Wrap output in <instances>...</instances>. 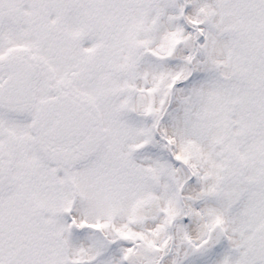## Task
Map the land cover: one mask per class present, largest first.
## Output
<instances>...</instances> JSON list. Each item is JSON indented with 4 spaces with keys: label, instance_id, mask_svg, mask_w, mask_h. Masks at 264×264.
<instances>
[{
    "label": "snow or ice",
    "instance_id": "1",
    "mask_svg": "<svg viewBox=\"0 0 264 264\" xmlns=\"http://www.w3.org/2000/svg\"><path fill=\"white\" fill-rule=\"evenodd\" d=\"M0 264H264V0H0Z\"/></svg>",
    "mask_w": 264,
    "mask_h": 264
}]
</instances>
